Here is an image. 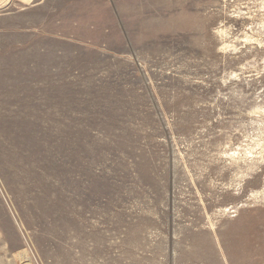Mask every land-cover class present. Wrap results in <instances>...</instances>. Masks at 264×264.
<instances>
[{
	"label": "rangeland",
	"instance_id": "1",
	"mask_svg": "<svg viewBox=\"0 0 264 264\" xmlns=\"http://www.w3.org/2000/svg\"><path fill=\"white\" fill-rule=\"evenodd\" d=\"M0 264H264V0H0Z\"/></svg>",
	"mask_w": 264,
	"mask_h": 264
}]
</instances>
